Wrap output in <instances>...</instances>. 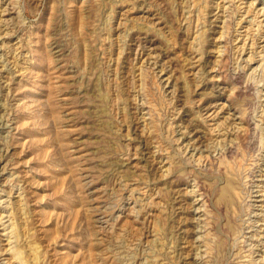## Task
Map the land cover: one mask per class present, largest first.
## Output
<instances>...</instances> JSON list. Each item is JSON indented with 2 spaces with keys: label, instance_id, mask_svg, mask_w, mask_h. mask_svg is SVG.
<instances>
[{
  "label": "rangeland",
  "instance_id": "obj_1",
  "mask_svg": "<svg viewBox=\"0 0 264 264\" xmlns=\"http://www.w3.org/2000/svg\"><path fill=\"white\" fill-rule=\"evenodd\" d=\"M0 264H264V0H0Z\"/></svg>",
  "mask_w": 264,
  "mask_h": 264
},
{
  "label": "bare ground",
  "instance_id": "obj_2",
  "mask_svg": "<svg viewBox=\"0 0 264 264\" xmlns=\"http://www.w3.org/2000/svg\"><path fill=\"white\" fill-rule=\"evenodd\" d=\"M235 194V193H234ZM17 249V248H16ZM19 249V248H18ZM16 256L18 255L19 257H21L20 255H19V253L16 251V252H13ZM19 259V258H18Z\"/></svg>",
  "mask_w": 264,
  "mask_h": 264
}]
</instances>
